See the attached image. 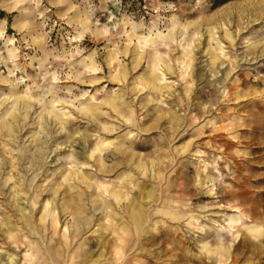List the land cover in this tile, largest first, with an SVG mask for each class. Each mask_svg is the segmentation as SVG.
<instances>
[{
  "label": "rangeland",
  "instance_id": "rangeland-1",
  "mask_svg": "<svg viewBox=\"0 0 264 264\" xmlns=\"http://www.w3.org/2000/svg\"><path fill=\"white\" fill-rule=\"evenodd\" d=\"M0 264H264V0H0Z\"/></svg>",
  "mask_w": 264,
  "mask_h": 264
},
{
  "label": "bare ground",
  "instance_id": "bare-ground-1",
  "mask_svg": "<svg viewBox=\"0 0 264 264\" xmlns=\"http://www.w3.org/2000/svg\"><path fill=\"white\" fill-rule=\"evenodd\" d=\"M11 39V38H10ZM9 51V50H8ZM11 51V50H10ZM9 53V52H8ZM160 80V77L157 75V74H155V75H153V77L150 79V81H148V83H150V85L151 86H153V87H155L156 86V83L158 82ZM86 110L87 111H91V112H93V108L92 107H86ZM175 120H176V116H174V115H171L170 117H169V121L170 122H172V123H174L175 122ZM123 177V175H120L119 176V182H121V178ZM96 187H98V188H102V186L100 185V184H97L96 185ZM103 193H106V195H108V197L110 196V197H112L113 198V200H116V201H118L119 199H120V197L122 196L121 195V191L119 190V189H117L116 187H111V188H109V185L108 186H104V188H103ZM102 195V194H101ZM103 197V196H102ZM105 198V197H104ZM105 200V199H104ZM105 204H106V202H105ZM44 210H48L47 211V213L49 214V216H50V221H52V224L53 225H56L57 223H58V221H57V218H56V215H55V210L54 209H50V207H49V205L48 204H46L45 205V208H44ZM71 213L73 214V216H76L77 217V219L78 220H81V218H82V208H81V206H74L73 207V210L71 211ZM43 215L45 216V213H43ZM231 219H233V218H231ZM235 220V219H234ZM238 220V219H237ZM230 221V220H229ZM233 221V220H232ZM232 223V222H231ZM233 223H235L234 221H233ZM232 225V224H231ZM236 225V224H235ZM234 227V226H233ZM252 232H256L257 233V236L258 235H260L261 234V229L260 228H254V227H251V229H250ZM13 234H12V232L11 231H9V236H12ZM127 250L129 249V247H127L126 248ZM224 256V255H223ZM13 258H14V256L13 255H11V259H10V261H13Z\"/></svg>",
  "mask_w": 264,
  "mask_h": 264
}]
</instances>
